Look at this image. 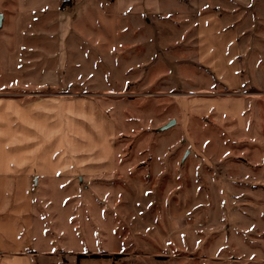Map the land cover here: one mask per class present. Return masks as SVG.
Listing matches in <instances>:
<instances>
[{
  "label": "rangeland",
  "instance_id": "374dc122",
  "mask_svg": "<svg viewBox=\"0 0 264 264\" xmlns=\"http://www.w3.org/2000/svg\"><path fill=\"white\" fill-rule=\"evenodd\" d=\"M81 2L90 7L74 18L68 46L79 67L32 73L52 83L39 89L44 96L71 92L99 102L116 124V158L92 180L54 183L43 217L54 241L40 247L58 248L59 264L92 253L107 255L99 256L106 264H264V87H244L243 129L213 111H181L180 96L224 93L192 53L191 23L173 17L161 29L142 26L112 14L107 0ZM36 6L0 0V80L10 85L0 94L15 96V76L26 71L9 66L18 19ZM256 49L242 53L243 67L264 55Z\"/></svg>",
  "mask_w": 264,
  "mask_h": 264
},
{
  "label": "crops",
  "instance_id": "0c3cea01",
  "mask_svg": "<svg viewBox=\"0 0 264 264\" xmlns=\"http://www.w3.org/2000/svg\"><path fill=\"white\" fill-rule=\"evenodd\" d=\"M107 1L112 14L142 26L156 28L158 24L161 29L173 17L185 26L189 21L192 53L197 63L214 74L224 93L204 99L180 96L176 99L180 110L213 111L234 119L239 129L245 128L249 98L244 87H264V55L257 58V64L256 58L255 63L246 61L245 67L241 57L251 53L252 47L264 53V31L260 44L252 37L260 24L264 29V0ZM44 3L37 0V6L18 19L23 24L15 34L9 68L26 71L16 72L15 96L0 94V264H59L58 248L40 247V241H54L43 219L49 211L50 201L45 199L52 194L50 189L56 181L62 186L71 180L84 183L108 173L116 158L115 121L96 99L71 92L45 96L39 92L52 83L40 81L33 71L66 70L69 64L79 67V59L70 57L69 40L74 18L90 7L80 0H51L48 7ZM152 36L149 33L145 38ZM35 53L50 57L36 61L39 56L23 55ZM252 67L254 79L249 76ZM8 86L0 80V91ZM76 264H106V259L81 257Z\"/></svg>",
  "mask_w": 264,
  "mask_h": 264
},
{
  "label": "trees",
  "instance_id": "16d2710c",
  "mask_svg": "<svg viewBox=\"0 0 264 264\" xmlns=\"http://www.w3.org/2000/svg\"><path fill=\"white\" fill-rule=\"evenodd\" d=\"M82 256L83 257H86V256L87 257H89V256H98V257L101 256V257H104V256H107V255H95V254H83V255H79V257H82Z\"/></svg>",
  "mask_w": 264,
  "mask_h": 264
},
{
  "label": "water",
  "instance_id": "95a60500",
  "mask_svg": "<svg viewBox=\"0 0 264 264\" xmlns=\"http://www.w3.org/2000/svg\"><path fill=\"white\" fill-rule=\"evenodd\" d=\"M170 123H172V121L168 122V123L166 124V126L169 125Z\"/></svg>",
  "mask_w": 264,
  "mask_h": 264
}]
</instances>
